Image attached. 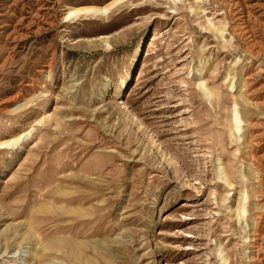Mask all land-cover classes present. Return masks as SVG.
Masks as SVG:
<instances>
[{
	"label": "rangeland",
	"instance_id": "374dc122",
	"mask_svg": "<svg viewBox=\"0 0 264 264\" xmlns=\"http://www.w3.org/2000/svg\"><path fill=\"white\" fill-rule=\"evenodd\" d=\"M0 264H264V0H0Z\"/></svg>",
	"mask_w": 264,
	"mask_h": 264
},
{
	"label": "bare ground",
	"instance_id": "6f19581e",
	"mask_svg": "<svg viewBox=\"0 0 264 264\" xmlns=\"http://www.w3.org/2000/svg\"><path fill=\"white\" fill-rule=\"evenodd\" d=\"M234 121H235V123H237L238 122V117H237V115L235 114L234 115ZM236 130H238V126H236ZM243 210V209H242ZM243 213V212H242Z\"/></svg>",
	"mask_w": 264,
	"mask_h": 264
}]
</instances>
